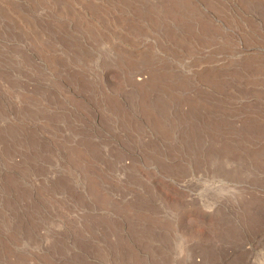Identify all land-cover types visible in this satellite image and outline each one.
I'll use <instances>...</instances> for the list:
<instances>
[{"label": "rangeland", "instance_id": "rangeland-1", "mask_svg": "<svg viewBox=\"0 0 264 264\" xmlns=\"http://www.w3.org/2000/svg\"><path fill=\"white\" fill-rule=\"evenodd\" d=\"M0 264H264V0H0Z\"/></svg>", "mask_w": 264, "mask_h": 264}]
</instances>
